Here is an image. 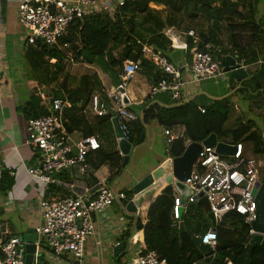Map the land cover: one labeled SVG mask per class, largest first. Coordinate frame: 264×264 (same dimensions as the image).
<instances>
[{"label":"trees","instance_id":"obj_1","mask_svg":"<svg viewBox=\"0 0 264 264\" xmlns=\"http://www.w3.org/2000/svg\"><path fill=\"white\" fill-rule=\"evenodd\" d=\"M152 3L166 7L167 15L162 17L160 11L150 7ZM263 4L264 0H129L113 14L104 12L77 21L69 36L60 41V46L49 47L42 42L29 45L27 56L32 61L35 81L49 89L52 84L57 85L60 77L65 75L60 85L52 90L54 95L50 98L48 107L40 106L34 99L35 102H28L19 109L30 120L48 116L54 99L68 101L71 103V108L65 112L68 132H81L84 138L95 137L93 130H86L88 126L85 119L86 109L96 91L97 75H84L79 79L71 77L65 64L69 61L67 52H71V61L75 63L100 67L105 73L118 79V86L122 82L124 64L127 61L140 62L142 68L155 71L157 83L162 79V73L153 62L145 58L143 45H150L155 52L166 55L171 61L168 52L173 40L165 34L166 29H181L186 21L200 20L203 26H200L196 35L198 43L193 39L187 43L190 59L193 60L191 50L197 47V51L210 53L222 66L228 56H237L246 65L253 60L260 61L262 56L261 62H264V13H260ZM204 24L208 26L205 27ZM223 33L227 36V42L221 41ZM64 45L69 48L62 49L61 46ZM260 46L261 53L257 51ZM51 61L56 67L55 72L50 71ZM234 81H239L246 87L243 86L237 93L264 89V64L257 72L250 74L248 79ZM73 82L74 88L69 84ZM172 101L169 107L151 100H146L140 108L127 106L131 113L138 116V120L128 123L120 116L117 117L123 136L131 143H137L142 133L156 123L164 129H184V135L167 148L168 158L182 156L189 143H201L213 134L220 142L227 143L230 140L231 145L243 144L246 147L253 144L254 154L264 155V130L256 122L238 119L234 127L227 128L233 110L228 97L209 105L196 100L186 104ZM113 113L114 111H110L107 116L97 118L101 123H111ZM88 159L92 160L96 169L109 164L111 172L114 171L110 175V182L128 166L124 167V157L119 152L106 154L100 150ZM5 179L6 173H3V182ZM173 182V179L167 178L155 184L152 187L154 197L146 204L147 209L140 207L136 218L132 216L131 226L136 227V235L141 234L143 237L141 254L155 252L167 264H193L198 261L212 264H227L231 261L238 264V259L249 246L250 228L245 223V217L232 212L220 224H216L207 199L199 198L176 221L172 215L175 202ZM124 192L126 200L122 204L123 208L134 198L133 190ZM210 229H215L218 234V242L214 247L203 245L195 238V235H204ZM132 234L128 231L121 241L131 242ZM123 255L117 261L121 262ZM251 264H264V247L254 248Z\"/></svg>","mask_w":264,"mask_h":264},{"label":"built area","instance_id":"obj_2","mask_svg":"<svg viewBox=\"0 0 264 264\" xmlns=\"http://www.w3.org/2000/svg\"><path fill=\"white\" fill-rule=\"evenodd\" d=\"M126 2L123 0H20L18 20L26 32H31L24 38L28 46L42 42L49 47H56L60 46L62 39L69 36L72 26L77 21L104 12L113 14ZM188 36L198 43L194 31H190ZM61 48L67 49L69 46L64 45ZM143 52L162 73V79L150 89L151 98L162 93H170L178 104L192 101L183 94L186 83L180 67L171 62L166 55L153 49L144 48ZM235 58L244 68V61L238 62V57ZM141 69L140 62H125L122 82L109 96L116 108H110L99 95H94L90 103V111L99 118L114 111L117 117L120 116L128 123L137 121L138 116L131 113L123 104L122 90H126L127 82ZM190 71L194 83L205 80L219 82L225 76L224 66L219 60L208 52L197 50L193 54ZM4 85L5 76L0 69V104ZM69 108H71L70 102L54 99L48 116L27 121V143L42 153L40 167L28 170L32 180L46 186H66L74 193L73 196L59 201H49L45 198L40 200L42 224L36 230L37 252L33 264H85L86 242L95 234L96 219L107 216L115 204L122 205L126 200V193L114 189L107 180L98 182L95 190L77 193L72 185H64L58 179L59 174L73 168H78L82 175H87L91 170L88 157L102 149L97 137H88L77 142L71 138L66 126L68 119L65 117V112ZM200 110L205 113L203 108ZM164 135L167 137L168 147L182 136L174 135L170 129H165ZM233 146L237 149L235 155L225 157L218 154L215 147L203 145L192 173L184 183L191 194L183 200L173 186L175 202L172 215L174 220H179L189 205L199 200V194H204L216 224H220L232 212L245 217V223L250 228L248 237L250 244L259 234L254 228V222L257 220V201L254 191L258 183H261L263 162L246 155V147L243 144ZM11 175L14 176L13 173ZM2 183L3 168L0 165V193L3 188ZM124 209L126 210L127 207ZM2 231L3 223L0 215V234ZM195 238L203 245L211 247L216 246L218 242L215 229H210L204 235L197 234ZM24 246L25 243L17 237L0 238L2 253L0 264H25L21 256V249ZM45 249L46 253L43 251ZM135 264L167 263L160 260L155 252L142 255L140 251ZM193 264H212V262L198 261ZM227 264L233 263L228 261Z\"/></svg>","mask_w":264,"mask_h":264},{"label":"crops","instance_id":"obj_3","mask_svg":"<svg viewBox=\"0 0 264 264\" xmlns=\"http://www.w3.org/2000/svg\"><path fill=\"white\" fill-rule=\"evenodd\" d=\"M19 2L20 0H0V69L5 76V85L0 104V165L3 168V173H6V179L5 182H3L2 192L0 193V215L3 223V231L0 234L1 239L12 237L20 239L36 232L37 228L42 224L41 212L39 210V202L42 198H45L46 200L48 198L51 201H59L74 195V193L69 191L66 186H46L34 182L28 173V170L40 167L42 153L36 151L27 143L28 120L20 111L19 107L25 106L28 102H31L34 99L36 103L38 102L40 104V106L46 105V107H48V103L51 101L50 98L54 95L52 90L55 89L56 86L52 84L51 88L47 89L33 78V70L31 66L32 61L30 62L31 59L27 56L29 46L24 40L27 34H25V30L21 27L18 20ZM260 13L261 15L264 13V4ZM201 25V23L197 26L190 24V26L187 27V31L184 30L186 25L181 29L168 28L166 29L165 34L168 37H170V34H175L181 41V44H178L170 37L173 40V44L168 52V56L171 61L181 69L183 80L186 83L183 88V94L187 95L189 100H196L201 104L209 105L213 101L226 98L230 93L235 95L238 90L243 88L244 84L239 81H234L236 79L228 73H225V76L219 82L213 80H205L198 83L193 82V77L190 71L192 59L188 57L187 53V43L192 38L188 36V32L194 31L197 35ZM204 25L205 27L208 26V24ZM220 38H222L224 42H227V36L225 33H223ZM196 41H198V38H196ZM225 47H227V44H225ZM144 48L154 50L153 47L147 44L143 45V50ZM196 50L197 47L191 50L190 55H192V58ZM257 51L261 53V46ZM144 56L147 58L145 53ZM34 59L36 60V57H34ZM260 59V61L253 60L252 63L248 65L245 64L244 69L249 77L250 74L257 72L261 65L264 64V62H261L263 56ZM92 75H97L96 91L94 95H99L110 108H116L109 96L120 86H118L119 83H117L118 79L105 73L100 67L99 70L94 68V71L89 76ZM156 79V72L146 68H142L133 75L127 82L125 90L126 95L130 100L128 106L140 108L146 100H151L152 102L165 107L171 106L173 101L170 93H162L151 98L150 89L155 84ZM249 92L251 93V96L260 99L256 109H261L262 112L260 115L263 117L262 124L264 125V89L262 88L259 91ZM85 122L88 126L86 130H93L95 134L94 136L99 139L102 146L101 151L103 153H120L113 123H101L100 120L90 111V104L86 109ZM262 129L264 130L263 126ZM157 130L160 131L161 136L163 139L165 138L164 140L167 142V137L164 136L165 129L159 127L156 123H153L148 127L145 142H153L154 133ZM172 133L174 135L183 136L184 129L179 127L173 129ZM83 136L84 135L81 132L71 134V138L75 142L85 139ZM107 144L111 149L107 147ZM139 147H137V149ZM167 148L168 146H166V152ZM246 155H248L247 149ZM153 158L154 162L147 167H144L143 172L136 177L134 185L155 170L168 158V156L165 155L162 157L160 154H156ZM88 162L90 163L91 170L87 175H82L78 168H73L59 174L58 179L64 185H72L74 191L77 193H83L85 190H95L98 182L102 180H107L108 183L112 185V181L110 182L109 178L110 175L114 174V171L111 172L109 164L96 169L93 166L92 160L88 159ZM11 173H13L14 176H12ZM176 182L177 181L175 180L172 186H174V189L178 193V190L175 187ZM120 190L124 191L127 189L122 188ZM152 200L153 198L150 202ZM150 202L143 203L144 205L141 206V208L147 209L146 204ZM138 209H140V207H138ZM132 216H135L136 218V214L133 215L129 213L121 204H115L109 210L107 216L98 217L96 219L95 234L88 238L86 242L84 263L127 264V262H123L122 260L121 262L117 261L118 258L115 257L114 248L117 244L123 242L121 241V238H123L128 231L133 233L131 237L132 240L137 236L136 227L131 226V220L134 218ZM138 235L140 240L138 249L140 248V251H142L143 237L141 234ZM128 244V247L123 253H121V255L128 253L132 246V241L128 242ZM43 251L46 253V249ZM140 251H137V256Z\"/></svg>","mask_w":264,"mask_h":264},{"label":"water","instance_id":"obj_4","mask_svg":"<svg viewBox=\"0 0 264 264\" xmlns=\"http://www.w3.org/2000/svg\"><path fill=\"white\" fill-rule=\"evenodd\" d=\"M170 37L174 39L178 44H181V41L177 35L170 34ZM224 72L226 74H231L236 80H246L249 78L246 70L242 68L241 65L237 63V59L232 56H228L226 58ZM122 92L124 93L123 104L125 106H128L130 104V100L126 95L125 90H122ZM112 123L117 138L118 149L121 155H123L124 157V167H126L131 160V154L133 153L134 149L145 143L147 132L145 131L142 133V136L137 143H131L123 137L116 112L112 114ZM203 145L211 148L215 147L217 153L225 157L234 156L237 151L236 146L220 142L215 134L211 135L201 143H189L182 156L178 158H167L155 170H153L150 174H148L145 178L138 182L133 188L134 195L137 196L147 191L158 182H161L167 178L175 179L178 183H185L192 173L194 164L196 163L202 151ZM176 186H179V184H176ZM185 186L188 187L187 185ZM189 194H191V191L189 192ZM254 196L256 197L257 201V220L254 222V228L259 234L254 237L245 253L238 259V264H251L254 248L256 246L264 247V183H258L257 188L254 191ZM198 197L203 198L204 194H199ZM138 210L139 209L134 201H131L127 206V211L133 215L137 214ZM20 240L25 243L24 248L21 250V256L24 258L25 264H33L35 254L37 252L35 244L38 240L37 232L26 235L20 238ZM128 245V242H122L119 245L115 246V257L118 258L121 253L126 250Z\"/></svg>","mask_w":264,"mask_h":264},{"label":"rangeland","instance_id":"obj_5","mask_svg":"<svg viewBox=\"0 0 264 264\" xmlns=\"http://www.w3.org/2000/svg\"><path fill=\"white\" fill-rule=\"evenodd\" d=\"M150 7L158 10L161 12L162 17H165L167 15V9L164 6H158L155 4H150ZM201 22L200 20H197L195 22L186 21L184 30L187 31V27L191 25L197 26ZM25 34L30 35V31H25ZM221 41L223 39L221 38ZM67 56L69 58V61H66V70L70 72V76L79 79L81 76L86 74H92L94 71V68L99 70V67L94 65L89 67L90 65L84 64V63H75L71 61L72 54L71 52H67ZM50 71L55 72L56 67L53 65V61L50 62ZM251 72V70H250ZM65 75V74H64ZM64 75L60 77V81L56 84H54L56 87L60 85V82L63 80ZM72 88L75 87V82L69 83ZM28 97V96H27ZM230 99L231 105H232V113L231 118L229 122L227 123V128L231 129L234 127L238 119H245V120H251L257 123L258 127L262 129V126L264 128L263 123V117H261V109H256V106L258 104V101L260 99L255 98V96H251V93L249 91H245L244 93H236L233 95L230 93L229 96H227ZM152 133V132H151ZM165 136V135H164ZM165 139V138H164ZM161 136V133L159 130H157L154 133V141L151 142H145L144 145L140 146L138 149L136 148L133 153L131 154V161L129 162L128 166L123 170L122 174L119 176H115L112 180V187L114 186V189L120 190L122 188L127 189L126 191L133 190L135 187L134 182L137 176H139L142 172L144 167H147L149 164L154 162L153 156L156 154H160L162 157L166 155V146L167 142L164 140ZM230 143V140L227 141V144ZM231 145V144H229ZM107 147L110 148V146L107 144ZM111 149V148H110ZM247 154L249 156L255 157L258 160L263 162V169H262V179H264V155H255L254 154V145L248 144L246 145ZM179 186H175L178 190V196H181L183 200L187 197L190 190L188 187L185 186L184 183H178ZM154 189L151 187L148 189V191H145L137 196L134 195L133 201L137 205V207L143 206L145 202H149L154 196ZM205 198V197H203ZM139 235L133 238L132 240V246L130 247V250L127 254L124 255L122 261L127 262V264H133L135 263L137 259V251H140V248L138 249L139 245Z\"/></svg>","mask_w":264,"mask_h":264},{"label":"flooded vegetation","instance_id":"obj_6","mask_svg":"<svg viewBox=\"0 0 264 264\" xmlns=\"http://www.w3.org/2000/svg\"><path fill=\"white\" fill-rule=\"evenodd\" d=\"M260 182L263 184L264 183V179H262V177H261V180H260Z\"/></svg>","mask_w":264,"mask_h":264}]
</instances>
